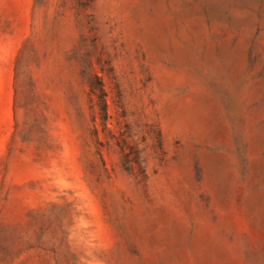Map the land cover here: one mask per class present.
Listing matches in <instances>:
<instances>
[{"label":"rangeland","instance_id":"rangeland-1","mask_svg":"<svg viewBox=\"0 0 264 264\" xmlns=\"http://www.w3.org/2000/svg\"><path fill=\"white\" fill-rule=\"evenodd\" d=\"M0 264H264V0H0Z\"/></svg>","mask_w":264,"mask_h":264},{"label":"trees","instance_id":"trees-1","mask_svg":"<svg viewBox=\"0 0 264 264\" xmlns=\"http://www.w3.org/2000/svg\"><path fill=\"white\" fill-rule=\"evenodd\" d=\"M94 83H91L90 85H91V90L92 91H94L95 90V86H97L99 89H102V87H101V85H100V83H99V85H98V82L96 83L97 85H93ZM101 100H102V94H101ZM103 110H105V108L103 107Z\"/></svg>","mask_w":264,"mask_h":264}]
</instances>
